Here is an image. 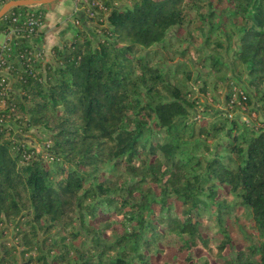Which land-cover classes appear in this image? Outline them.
Listing matches in <instances>:
<instances>
[{"label": "trees", "instance_id": "16d2710c", "mask_svg": "<svg viewBox=\"0 0 264 264\" xmlns=\"http://www.w3.org/2000/svg\"><path fill=\"white\" fill-rule=\"evenodd\" d=\"M124 1L119 8V0H102L97 23L86 16L96 23L95 41L79 28L32 74L17 61L9 69L0 109V225H13L22 249L0 242V264H149L144 251L166 234L183 242L186 264H264V122L196 117L199 97L190 98L180 77L186 65L207 68L203 79L227 72L221 52H232L264 103V0ZM215 79L226 82L225 100L234 106L237 80ZM198 89L208 91L204 80ZM242 92L237 98L248 107L251 93ZM16 116L25 129L45 126L50 161L1 123ZM119 167L130 181L107 176ZM103 214L112 221L95 226ZM227 215H246L253 228L250 243L229 255ZM210 221L223 234L218 244L202 236ZM77 237L83 244L73 243ZM192 248L207 257L192 261Z\"/></svg>", "mask_w": 264, "mask_h": 264}, {"label": "rangeland", "instance_id": "374dc122", "mask_svg": "<svg viewBox=\"0 0 264 264\" xmlns=\"http://www.w3.org/2000/svg\"><path fill=\"white\" fill-rule=\"evenodd\" d=\"M8 0H6L5 2L2 3V0H0V8L7 2ZM115 4H113L115 7H122L123 5H126L128 2L124 1V0H119V2H114ZM46 3L44 4H39V8L44 9ZM44 12V10H43ZM85 14L87 15V11L85 10ZM89 18V17H88ZM94 22L95 21V17L92 20ZM90 23V21H88ZM91 23V38L93 41H95L98 37V35L94 32L93 29V25L96 23ZM3 34L2 32H0V36L2 37ZM174 34V29L170 30L169 33H167V37H171ZM0 37V40H1ZM222 39H224V37H222ZM68 40V39H66ZM3 41H1L0 43H2ZM182 45L179 46L178 49H183L185 47V45H187V43H181ZM222 49V48H221ZM205 50V48H204ZM207 51V50H205ZM220 51V50H219ZM223 51V49L221 50ZM224 54V60L227 61L229 70L227 69V72L221 70V71H217V72H213L210 73V76H205L206 79H203V77H200L204 75H206V73L208 72L207 68L204 69H196L195 67H188V65H186L185 67V72L183 75H181V79L182 77H184L183 80H187V87L191 88L193 91V94L190 96L191 99L195 98L197 99V96L199 97L198 99V103L197 106L193 108V115H197L196 117H200L201 115H208V116H204L206 118H211V119H215V118H221L224 117L225 115L228 116L229 118L234 117L236 119H240L243 120L247 123H249L250 125H255V127L260 126V123L262 122V120H259L258 115L261 116V118H264V110H259V111H248V109H251L253 106L255 108H260L262 109V105L264 103L259 102V96L258 93L256 95V97L254 96L255 91L256 90H252L251 87H249V83H248V79L249 77L247 76V71L244 70L242 67H234L232 61H233V53L230 52L228 55H225L224 52H221V55ZM52 56V53H51ZM44 57V56H43ZM38 58H39V54H38ZM52 58H50L49 60H51ZM49 60H45V58L40 61L41 65H44V63H46ZM180 59L176 58L173 62L178 61ZM209 68V67H208ZM234 68V71H233ZM210 69V68H209ZM187 73H189V75H187ZM222 75H227L228 77H232L233 79H235V81L237 80V85L236 87H233V90L235 89H242L246 90V91H250L251 93V101L252 103L248 105V107L245 104H242L240 100H238V98L235 97V94L232 95V98H234L235 103L234 106L229 105L230 103L226 102V92L228 91L227 86H226V82H217V79H215V77H219ZM198 77H199V81H198ZM197 79V80H195ZM195 80V81H194ZM205 81L206 84L208 85V91L206 93H200L198 92V86L201 85L202 81ZM214 83V85H212ZM8 89L10 90V85L8 84ZM8 90V91H9ZM261 93L264 92V85L260 86ZM253 96L255 98H253ZM231 98V100H232ZM264 102V101H263ZM257 115V117H256ZM18 116L14 117L13 119H5V120H1L2 124L5 127H8L9 129H12V137L15 138L17 141L24 143L27 147H31L34 148L37 152L44 154L45 159L47 161H50L51 158L49 156H47V146L50 144L49 138H50V134L47 131V129L45 128V126L43 125H32L29 126L28 128H24L26 127V121H19ZM260 118V119H261ZM210 119V120H211ZM26 120V119H25ZM209 141V140H208ZM209 143H211L209 141ZM197 151L199 153H205L203 151V149L200 147L197 149ZM110 178L116 179L118 181L119 184H122L125 181H130L131 179L127 176V174L124 172V169L122 167L117 168L116 170H114L113 173H108L107 175ZM179 207L176 206L175 209H178ZM179 210V209H178ZM175 212V211H174ZM239 213H241V211H239ZM101 219H96V221H93V224L95 226H98L99 221H104V220H108V221H112V215L111 214H103L101 216ZM205 218V217H203ZM211 223H208V226H206L205 228L201 229V233L202 236L204 237H209L213 240L214 244H218L220 243V241L223 238V234H221V232L219 231V226H217L214 222L210 221ZM213 224V225H212ZM120 230H122L121 226ZM212 227V228H211ZM224 228L228 231V235L231 238V243L230 245L226 246L225 250H224V254L225 255H229L233 253V250H236L242 246H247L250 241V233L253 232V228H252V223L251 220L248 216L246 215H241L239 217L237 216H225L224 218ZM15 229L13 228V225H0V242H5L6 245L10 246L12 248L13 245L17 244L16 240L13 239V234L15 233ZM55 233V232H54ZM38 235L42 238L45 236V234L40 231L38 233ZM187 238V236L185 235L184 239ZM183 239V240H184ZM254 239L256 240V237H254ZM83 238L82 237H77L73 243L77 246L81 244H83ZM183 242L179 240V238L177 239V237H175L172 234H166L165 236L161 237L160 240L152 247L148 248L146 251H144V249L142 251H144L145 255L147 256L148 259V263L149 264H186V262L184 261V257H186L187 255V251L183 250V251H178L179 246L182 244ZM17 249L20 250L22 249L21 245L17 244ZM159 249L161 251H159ZM13 251V249H11ZM33 253V252H32ZM192 258V261H197L198 263H201L202 260L207 257V254L201 250V249H196V248H192L189 252H188ZM20 261V256H18V260L17 262ZM51 261V257L50 260ZM81 262V260H80ZM54 263V262H52ZM138 264H140L138 262Z\"/></svg>", "mask_w": 264, "mask_h": 264}, {"label": "built area", "instance_id": "2783aa9c", "mask_svg": "<svg viewBox=\"0 0 264 264\" xmlns=\"http://www.w3.org/2000/svg\"><path fill=\"white\" fill-rule=\"evenodd\" d=\"M13 1V0H8ZM6 2V3H7ZM75 2H81L82 7H86L87 15L90 19H94L97 11L105 10V6L102 0H75ZM115 4V3H114ZM39 4L26 5L24 10L13 11L11 6L6 14L8 20V26L3 33L8 37L9 34H14L16 37H21L25 41H31L38 33L44 20L43 9L39 8ZM23 44V43H22ZM17 45H20L18 41L4 40L0 43V109L5 106L6 98L8 96V82L5 79L8 78L9 69L12 68L14 61L25 64L28 67V73H33V67L38 60V52L33 45H20L23 46V50L16 49ZM8 75V76H7ZM237 92L244 94L241 90L235 89V97L237 98ZM232 94V95H233ZM233 102L237 101L232 98ZM238 102V101H237Z\"/></svg>", "mask_w": 264, "mask_h": 264}, {"label": "crops", "instance_id": "0c3cea01", "mask_svg": "<svg viewBox=\"0 0 264 264\" xmlns=\"http://www.w3.org/2000/svg\"><path fill=\"white\" fill-rule=\"evenodd\" d=\"M43 10L45 14L43 23L37 35L31 41H25L21 37H16L14 34H9L7 37L2 32L0 42L7 39L9 42L18 41L20 45H33L39 54L38 59L42 61L44 58L45 60H49L51 58L52 48L61 45L66 39L72 38L79 28L86 29L89 35L91 34V24L86 19L85 9L82 7L81 2H75V0H55L46 3ZM259 102L262 103V101ZM256 109L257 111L263 110L260 108ZM258 117L259 120L264 122V118H261L260 115Z\"/></svg>", "mask_w": 264, "mask_h": 264}, {"label": "water", "instance_id": "95a60500", "mask_svg": "<svg viewBox=\"0 0 264 264\" xmlns=\"http://www.w3.org/2000/svg\"><path fill=\"white\" fill-rule=\"evenodd\" d=\"M55 0H13L5 3L1 8H0V18L7 12V10L11 6H16V5H32V4H44V3H50Z\"/></svg>", "mask_w": 264, "mask_h": 264}]
</instances>
